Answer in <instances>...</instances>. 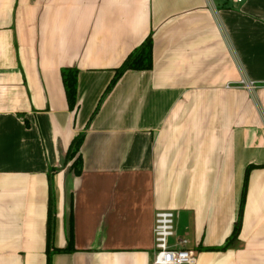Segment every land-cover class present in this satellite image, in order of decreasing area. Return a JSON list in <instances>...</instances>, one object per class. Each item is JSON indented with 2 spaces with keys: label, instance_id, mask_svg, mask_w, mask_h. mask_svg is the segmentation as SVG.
<instances>
[{
  "label": "crops",
  "instance_id": "1",
  "mask_svg": "<svg viewBox=\"0 0 264 264\" xmlns=\"http://www.w3.org/2000/svg\"><path fill=\"white\" fill-rule=\"evenodd\" d=\"M51 197V264H153L167 210L197 264H264V0H0V264H47Z\"/></svg>",
  "mask_w": 264,
  "mask_h": 264
},
{
  "label": "trees",
  "instance_id": "2",
  "mask_svg": "<svg viewBox=\"0 0 264 264\" xmlns=\"http://www.w3.org/2000/svg\"><path fill=\"white\" fill-rule=\"evenodd\" d=\"M153 37L152 34H150L146 40L139 46V48L135 49L133 52L130 53V55L127 57L125 62L120 68H117L116 74L114 76V79L112 80V84L109 88L114 86V84L117 82V80L126 72L129 71L130 69L134 70H151L154 66L153 63ZM78 70L74 68H69L65 69L62 73V82H64L65 86V91H66V97L68 98L69 106L71 109H74L77 105L78 98H77V92H78ZM84 139V134L79 135L76 137L71 145L70 149L68 151L67 157H66V162L72 161V168L74 169L75 173L77 175H80L83 171V159L81 155V146L82 142ZM65 162V164H66ZM254 166H248L246 173H245V183L243 187V195L241 199V204H240V213L237 219L236 224L234 225L233 232L231 236L227 239L225 242L226 244L221 247H217L212 250H225L229 247H231L234 243V241L237 240L240 230H241V221H242V216H243V208L244 204L246 201V196H247V187H248V182H249V173L251 169ZM53 198L51 197L50 201V209H49V225H48V242H47V248H48V261L47 264H51V253L52 251H68L71 249H74L72 246L73 243V232L71 236V240L69 242L68 248L67 249H60L57 247H53Z\"/></svg>",
  "mask_w": 264,
  "mask_h": 264
},
{
  "label": "built area",
  "instance_id": "3",
  "mask_svg": "<svg viewBox=\"0 0 264 264\" xmlns=\"http://www.w3.org/2000/svg\"><path fill=\"white\" fill-rule=\"evenodd\" d=\"M228 1L241 4L245 0ZM156 212L153 226L155 245L153 264H197L195 250L178 248L170 242L171 237L175 235V212L170 210Z\"/></svg>",
  "mask_w": 264,
  "mask_h": 264
}]
</instances>
